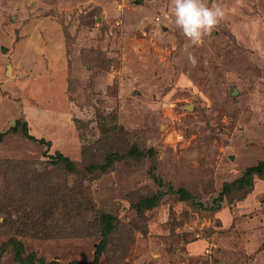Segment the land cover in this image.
Masks as SVG:
<instances>
[{"label": "rangeland", "instance_id": "1", "mask_svg": "<svg viewBox=\"0 0 264 264\" xmlns=\"http://www.w3.org/2000/svg\"><path fill=\"white\" fill-rule=\"evenodd\" d=\"M204 3L193 67L172 0H0V264H264V0Z\"/></svg>", "mask_w": 264, "mask_h": 264}, {"label": "clouds", "instance_id": "2", "mask_svg": "<svg viewBox=\"0 0 264 264\" xmlns=\"http://www.w3.org/2000/svg\"><path fill=\"white\" fill-rule=\"evenodd\" d=\"M174 25L186 38L183 50L187 52L188 62L196 67L198 58L189 49L200 46L210 37L225 18V10L218 3L209 7L204 0H172Z\"/></svg>", "mask_w": 264, "mask_h": 264}, {"label": "trees", "instance_id": "3", "mask_svg": "<svg viewBox=\"0 0 264 264\" xmlns=\"http://www.w3.org/2000/svg\"><path fill=\"white\" fill-rule=\"evenodd\" d=\"M18 122H20V121H17L16 125L13 128H9L6 131L0 132V143L3 141L4 137L9 133V131H11V130L15 131ZM25 123H27V121H25ZM29 137L31 139L38 140V138H35V136L31 135ZM39 140L44 141V139H39ZM48 146H49V143H48ZM58 157H60L61 160L64 159L65 161H68V159L65 156H63L62 154H59ZM74 167H75V165L73 163H70L69 168L74 169ZM87 170H89V169H87ZM256 178L264 179V160L261 161L258 165L251 167L248 170V172H246L245 177L238 179L237 181L234 182V186L238 185L240 189H244V193H246V195H247L251 190H253ZM177 192L182 195L181 196L182 199L187 200L188 198L189 199L192 198V200H194V203H197V202H195L196 200L193 196H191V194L189 195L190 197L185 194L184 189L181 188V189L177 190ZM230 194L231 193L229 192V190H227V188H224L223 191L219 194V196L214 199L212 208H215L216 210H218V209L220 210V208L222 207L223 201H225L227 195H230ZM144 204H146V205H144ZM144 204L142 205V203H140V204L138 203V205H136L138 208L137 207L136 208L141 210L143 208H153L156 206L152 202H149L148 199L145 200ZM111 230H112V228H111V225H109V224H108V227L104 226V228H103L104 234L110 233ZM25 262L31 263L32 260L29 259V260H26Z\"/></svg>", "mask_w": 264, "mask_h": 264}, {"label": "water", "instance_id": "4", "mask_svg": "<svg viewBox=\"0 0 264 264\" xmlns=\"http://www.w3.org/2000/svg\"><path fill=\"white\" fill-rule=\"evenodd\" d=\"M139 1H142V0H139ZM5 51H6V50H5ZM5 51H4V52H5ZM9 68H11V65H9ZM235 93H237V90H236V89L234 90L233 94H235Z\"/></svg>", "mask_w": 264, "mask_h": 264}]
</instances>
